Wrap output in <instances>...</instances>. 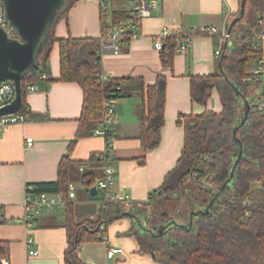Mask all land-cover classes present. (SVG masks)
<instances>
[{
	"label": "crops",
	"instance_id": "crops-1",
	"mask_svg": "<svg viewBox=\"0 0 264 264\" xmlns=\"http://www.w3.org/2000/svg\"><path fill=\"white\" fill-rule=\"evenodd\" d=\"M152 1L155 9L150 17L142 20L139 32L126 28L124 42L117 43V53L110 50L100 52L103 74L117 81L120 94L116 105L118 124L112 128L114 136L111 148L116 183L109 194L115 196L124 192L133 203L143 204L154 197L153 194L161 188L166 176L182 157L185 131L178 122L184 123L186 117L199 116L207 110L218 114L223 110L216 89L206 107L192 99L191 77L213 76L218 72L220 58L215 55L219 48L217 37H193L186 45L185 52L177 50L171 69L163 68L161 52L155 49L154 39L165 29L171 30L173 35L178 31L186 33L209 27L222 32L226 21L230 25L239 14L243 2ZM131 7V0H113L104 12L98 2L78 0L67 17L57 23L55 38H92L101 41L111 38L117 30L112 27L113 15L118 11L130 14ZM260 22L259 31L264 34L263 16ZM134 35L141 36L135 38ZM181 45L183 39L180 40ZM232 45L233 40H230L225 47L231 48ZM260 49L264 60V40ZM254 64L255 70L258 65L256 61ZM44 73L48 77L36 82L38 90L27 92L29 113L26 123L12 125L0 132V242L7 244L11 264H67L65 254L69 246L70 213L76 224L97 222L106 198V193L99 190L94 200L82 190H76V198L65 211L44 212L30 220L31 227L24 222L28 187L57 183L65 162L69 163V184H74L79 174L81 180L85 174H93L97 182L103 178L100 162L91 161V157L98 158L103 152L105 139L93 134L78 137L84 104L83 91L76 83L59 80L58 43L52 47L49 65ZM159 76L166 78L164 126L160 131V145L146 151L140 139L143 130L140 116L143 113L145 117L148 116L147 89L156 84ZM262 88L255 87L249 101L257 103ZM251 96H256V99L253 100ZM28 138H33L31 149L27 148ZM80 168H84V171ZM133 225L134 221L129 218L102 225V241L82 244L78 253L80 260L84 264H161L153 256L139 253L137 241L128 236ZM29 239L34 242L31 247ZM110 248H120L123 253L108 260ZM30 249L38 251V256H30Z\"/></svg>",
	"mask_w": 264,
	"mask_h": 264
},
{
	"label": "trees",
	"instance_id": "trees-1",
	"mask_svg": "<svg viewBox=\"0 0 264 264\" xmlns=\"http://www.w3.org/2000/svg\"><path fill=\"white\" fill-rule=\"evenodd\" d=\"M76 1H70L51 27L40 71L22 80V113L27 109V85L38 82V75L47 70L52 47L58 43L59 80L76 83L82 89L84 104L78 137H88L103 116L105 98L113 95L118 99L120 94L116 80H101V40L55 38L57 23L67 17ZM263 14L264 0H248L230 24H234L233 45L223 46L218 72L191 77L193 101L206 107L216 89L223 110L219 114L207 110L178 122L185 131L182 157L149 203L132 202L128 210L125 203L107 202L99 221L82 224H76L70 213L67 264H84L78 254L80 246L102 241V225L122 218L134 221L128 236L137 241L139 253L151 255L161 264H264V109H260L259 102L249 101L251 84L247 82L252 77L249 66L263 56L261 49L253 47ZM129 17L118 11L113 15L112 27L118 28ZM237 18L241 20L234 23ZM183 35L181 32L165 40L161 51L164 69L173 67ZM262 89L259 97L264 95ZM165 91L164 76L147 89L148 116H140V139L146 151L160 145ZM95 160L99 158L92 156L91 161ZM68 166L65 162L61 167L57 183L35 186L36 192L67 197ZM82 182L88 189L97 185L93 174L83 175ZM5 256L7 244L0 242V258Z\"/></svg>",
	"mask_w": 264,
	"mask_h": 264
},
{
	"label": "built area",
	"instance_id": "built-area-1",
	"mask_svg": "<svg viewBox=\"0 0 264 264\" xmlns=\"http://www.w3.org/2000/svg\"><path fill=\"white\" fill-rule=\"evenodd\" d=\"M89 2H98L102 11H107L113 0H87ZM132 7L130 10V17L125 22L121 23L117 28L115 34L108 39H103L101 41L100 51L104 52L110 50L114 53L119 51L118 42L123 40V35L126 28L135 29L137 32L140 31L141 22L143 19L148 18L152 15V11L155 9V4L152 0H131ZM4 32L8 39L17 40V35L13 29L8 24L5 18V5L2 0H0V33ZM178 31L175 34H180ZM203 35V36H215L218 39L219 48L216 50V58L221 57L222 48L228 41L233 39V34L228 32V25L225 23L224 30L219 32L218 29L214 27L202 28L195 31L184 32L183 35V45L179 46L178 51L183 53L186 50V45L191 42L193 37ZM141 36V35H139ZM134 35L135 38L139 37ZM173 36L171 30H163L155 39L154 47L157 51H162L164 42L167 38ZM264 40L263 33H256L253 41V47L260 49L262 47V41ZM258 67L254 70L252 77L247 79V82L251 85L260 83L261 87H264V60L260 59L256 61ZM48 77L47 73H41L38 75V80H46ZM102 82H107L108 78L104 76L101 77ZM27 92H36L38 87L36 83H31L26 87ZM15 100V85L12 81H7L0 84V109L10 105ZM118 99L109 95L105 98L102 105L103 116L98 123L97 128L94 130V136H103L105 139V149L99 155V162L101 164V169L103 171V178L97 182V189L99 191L106 193V198L104 200L103 206L107 202L118 201L126 204V208L130 209L132 205L131 198L125 195L124 192L117 193L115 196L109 194V191L115 187L116 177L115 168L112 165L111 148L113 146V136L114 132L112 128L118 124L116 105ZM260 109H264V95L259 97ZM29 109H26L25 113L22 110L14 115L2 116L0 117V132L6 131L10 126L16 124H24L27 121V115ZM33 147V138L27 139V148L31 149ZM83 172L84 168H80ZM36 187H28L26 198L24 202L25 209V220L28 227H31L30 220L37 218L38 216L44 214V212H54L59 209L65 211L67 206L76 198V186L74 184H69L67 189V197L62 194L46 193V192H36ZM19 223V221H18ZM104 230V226L101 227ZM32 239H29V247L33 245ZM123 250L120 248H110L107 252L108 260L114 259L117 255L122 254ZM30 256H38L39 252L30 249ZM0 264H11L8 256L0 258Z\"/></svg>",
	"mask_w": 264,
	"mask_h": 264
},
{
	"label": "water",
	"instance_id": "water-1",
	"mask_svg": "<svg viewBox=\"0 0 264 264\" xmlns=\"http://www.w3.org/2000/svg\"><path fill=\"white\" fill-rule=\"evenodd\" d=\"M2 1L5 5V18L18 38L10 40L4 32L0 33V84L12 81L15 85V100L0 109V117L14 115L22 110V80L40 71L51 27L72 0ZM247 1L243 0L241 7H244ZM240 20L237 18L234 23ZM233 25L229 32H232ZM87 192L91 197L98 195L96 186Z\"/></svg>",
	"mask_w": 264,
	"mask_h": 264
},
{
	"label": "rangeland",
	"instance_id": "rangeland-1",
	"mask_svg": "<svg viewBox=\"0 0 264 264\" xmlns=\"http://www.w3.org/2000/svg\"><path fill=\"white\" fill-rule=\"evenodd\" d=\"M263 17H264V15H263ZM260 24H261V22H260ZM226 25H228V22L226 21ZM228 32H229V30H228ZM230 33H232V32H230ZM256 64H254V62L253 63H251V65L249 66V72H251L252 74H253V72H254V66H255ZM253 68V69H252ZM254 86V87H253ZM253 86L251 87V89L252 90H250V95H252V94H254V90L253 89H255V87H257V84H253ZM260 87V86H259ZM252 93V94H251ZM252 97V96H251ZM257 97H259V96H257ZM252 99L253 100H255L256 99V96L255 97H252ZM257 102H259V101H257ZM246 103V102H245ZM74 185L76 186V189L77 190H82L83 192H85V194H86V196H88V197H90L91 198V200H94V199H97V197H91V195H89L90 193L89 192H87V188L84 186V184H83V182H82V180H81V175L79 174V176H78V178L77 179H75L74 180ZM256 187V186H255ZM102 193V192H101ZM100 193V194H101ZM102 195V194H101Z\"/></svg>",
	"mask_w": 264,
	"mask_h": 264
}]
</instances>
